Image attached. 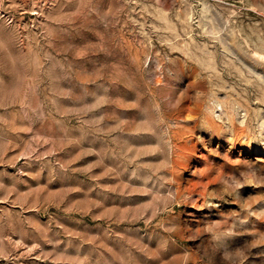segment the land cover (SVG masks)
Masks as SVG:
<instances>
[{"label":"rangeland","instance_id":"374dc122","mask_svg":"<svg viewBox=\"0 0 264 264\" xmlns=\"http://www.w3.org/2000/svg\"><path fill=\"white\" fill-rule=\"evenodd\" d=\"M0 264H264V0H0Z\"/></svg>","mask_w":264,"mask_h":264}]
</instances>
